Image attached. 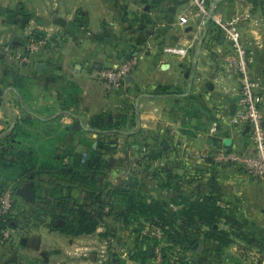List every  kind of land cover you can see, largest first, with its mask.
Here are the masks:
<instances>
[{
  "label": "crops",
  "instance_id": "crops-1",
  "mask_svg": "<svg viewBox=\"0 0 264 264\" xmlns=\"http://www.w3.org/2000/svg\"><path fill=\"white\" fill-rule=\"evenodd\" d=\"M209 1L227 17L240 16L262 91L264 0ZM189 8L190 0H0V143L18 125L40 140L57 127L70 130L76 150L88 154L98 142L89 138L87 148L89 134L110 133L93 127L92 119L106 117L116 124L111 135L141 147L130 157L174 160L169 171L177 190L215 198L222 210L213 227L197 230L177 220L175 264L185 256L189 264H264V181L201 156L249 143L246 128L232 123L239 85L227 73L232 43ZM34 36L43 46L31 54ZM130 58H137L132 73L120 88L108 89L99 70ZM114 251L108 264H136L128 253L117 255L121 248Z\"/></svg>",
  "mask_w": 264,
  "mask_h": 264
},
{
  "label": "rangeland",
  "instance_id": "rangeland-1",
  "mask_svg": "<svg viewBox=\"0 0 264 264\" xmlns=\"http://www.w3.org/2000/svg\"><path fill=\"white\" fill-rule=\"evenodd\" d=\"M102 131L110 133L102 136L89 134L84 140V145L88 148L92 145L89 138H96V146H100L104 153L105 162L97 175L98 186L102 190L100 203L93 202L99 191L92 195L90 189L80 188L77 183L52 172L35 177L32 175L33 182L38 184L34 200H28L19 193L21 185H18V181H10L4 186L0 183V196L8 188L15 191L12 194L13 206L7 213L8 225L0 233V238L3 237L0 239V264H108L109 256L113 254V257H117L113 251L119 252L117 250L120 248L122 251L117 255H132L136 250L154 249L156 251L151 253L152 261L162 259L161 248L170 244L169 238L166 237L167 240L164 241L159 227L140 225L138 221L128 223L118 215L121 209L116 204L121 202V196L114 192V188L133 179L147 200L163 198L164 204H168L167 209L176 208L173 202V184L170 189L160 186L169 181L167 178L170 175L167 173L175 167V162L172 159L159 161L141 156L132 158L129 152H140L141 147L137 143L133 147L125 139L120 140L116 135H111L115 131L113 129ZM36 146L39 147V144ZM74 200L79 204L86 203L87 210L93 211L98 218L99 224L94 232L70 235L52 227L51 213L59 210L57 205L66 201L65 205L71 207ZM128 219L133 220L134 217L130 215ZM138 231L143 234L152 231L158 238H162L161 242L156 245L155 239L145 240Z\"/></svg>",
  "mask_w": 264,
  "mask_h": 264
},
{
  "label": "trees",
  "instance_id": "trees-1",
  "mask_svg": "<svg viewBox=\"0 0 264 264\" xmlns=\"http://www.w3.org/2000/svg\"><path fill=\"white\" fill-rule=\"evenodd\" d=\"M32 39L38 38L34 36ZM92 126L105 131L116 129V124L112 120L101 115L93 117ZM71 134L70 130L54 127L45 131L48 138L40 140L37 137L34 138V134L29 129L18 125L13 135L4 138L3 144L0 143V146H2L0 148V183L4 186L7 183L18 181L20 183L18 185H21L23 182L28 181L34 183L37 188V182H33L34 177L45 172H52L64 176L66 180L77 183L80 188L90 189L92 195H96V192L99 191V195H96L95 199L92 197V199H94L93 202L98 201L100 203L102 190L100 191L98 186L97 175L103 162H105L102 148L100 146L96 148L90 146L88 154L78 152L74 140L70 138ZM18 138L29 139L32 143L26 145L23 143L18 146V142L14 141ZM37 143L39 147L36 146ZM167 174L170 175L167 178L169 181L162 183L160 186L164 189H170L173 184V190H175L173 202L175 205H182L177 209L171 207L167 209L168 204H164L163 198L147 200L141 188L136 182H133V179L127 180L128 182H125V185L115 187L114 192L121 196V202L116 204L117 208L121 209L118 215L125 218L128 223L138 221L140 225L148 224L154 228H161L162 238L165 242L169 238L170 242V244L168 243L161 248L163 262L164 264H175L179 259L176 258L175 254L177 244L180 241L174 232L177 227V220L182 219L186 222L185 225L190 228L195 227L197 230L204 226L213 227L218 217L221 216L222 210L217 205L215 198L205 196L193 199L189 191L177 190L179 186L176 176L172 171ZM65 203L66 201L59 203L57 205L59 210L51 213V225L54 229L70 235L89 234L96 230L99 224L98 218L94 216L93 211L87 210L86 203L79 204L77 200H74L71 207H67ZM130 215L134 217L133 220L128 219ZM8 216V214L0 216V233L8 225ZM99 216H102V214L99 213ZM138 234L145 240L155 239L156 245L162 239L158 238L152 231L148 234L138 231ZM210 235L218 237L216 231H211ZM218 238L222 243L228 241L223 239L222 236ZM151 250H136L137 252L130 255V257L136 264H153ZM182 259V264L190 263L189 260L187 261L186 256ZM121 263L124 264L123 260L120 261Z\"/></svg>",
  "mask_w": 264,
  "mask_h": 264
},
{
  "label": "built area",
  "instance_id": "built-area-1",
  "mask_svg": "<svg viewBox=\"0 0 264 264\" xmlns=\"http://www.w3.org/2000/svg\"><path fill=\"white\" fill-rule=\"evenodd\" d=\"M190 11L196 16L207 17L217 29L223 31L231 40L234 54L228 58L227 73L237 76L238 102L232 123L244 126L249 134V143L244 150L221 147L215 151L205 150L201 156L221 165H236L249 171L258 180L264 181V87L262 91L254 77L251 52L246 47L240 30V16L227 17L220 11L217 3L209 0H190ZM43 40L32 39L27 44L31 54L38 53ZM22 61L28 62L24 54H17ZM137 64V58H130L119 67H105L99 70V76L108 89H118L127 75L131 74ZM215 123L213 130L216 131ZM13 191L8 188L0 196V216L6 215L13 206ZM6 235H8L6 233ZM3 238V237H1ZM0 238V239H1Z\"/></svg>",
  "mask_w": 264,
  "mask_h": 264
},
{
  "label": "water",
  "instance_id": "water-1",
  "mask_svg": "<svg viewBox=\"0 0 264 264\" xmlns=\"http://www.w3.org/2000/svg\"><path fill=\"white\" fill-rule=\"evenodd\" d=\"M39 68H41V64ZM19 193L28 200H34L37 197V190L32 182H27L25 186L21 187Z\"/></svg>",
  "mask_w": 264,
  "mask_h": 264
}]
</instances>
